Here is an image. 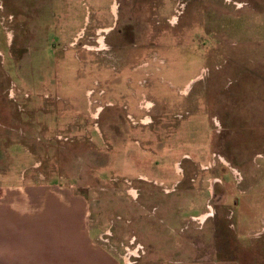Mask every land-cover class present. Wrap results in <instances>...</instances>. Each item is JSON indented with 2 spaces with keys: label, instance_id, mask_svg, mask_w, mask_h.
I'll use <instances>...</instances> for the list:
<instances>
[{
  "label": "rangeland",
  "instance_id": "1",
  "mask_svg": "<svg viewBox=\"0 0 264 264\" xmlns=\"http://www.w3.org/2000/svg\"><path fill=\"white\" fill-rule=\"evenodd\" d=\"M36 184L122 264H264V0H0V188Z\"/></svg>",
  "mask_w": 264,
  "mask_h": 264
},
{
  "label": "crops",
  "instance_id": "2",
  "mask_svg": "<svg viewBox=\"0 0 264 264\" xmlns=\"http://www.w3.org/2000/svg\"><path fill=\"white\" fill-rule=\"evenodd\" d=\"M46 193L37 184L0 188V264H122L102 224L87 227L83 197Z\"/></svg>",
  "mask_w": 264,
  "mask_h": 264
},
{
  "label": "bare ground",
  "instance_id": "3",
  "mask_svg": "<svg viewBox=\"0 0 264 264\" xmlns=\"http://www.w3.org/2000/svg\"><path fill=\"white\" fill-rule=\"evenodd\" d=\"M131 195L136 196V192H135L134 190H132V191H131ZM199 220L203 221L204 219H203V217H202V218H200Z\"/></svg>",
  "mask_w": 264,
  "mask_h": 264
},
{
  "label": "flooded vegetation",
  "instance_id": "4",
  "mask_svg": "<svg viewBox=\"0 0 264 264\" xmlns=\"http://www.w3.org/2000/svg\"><path fill=\"white\" fill-rule=\"evenodd\" d=\"M135 191V190H134ZM136 192V191H135ZM132 196H134V195H132ZM136 196H137V192H136ZM136 196H134V197H136ZM206 216H207V214H205V215H203V216H201L200 218H202L203 217V219H205L206 218ZM201 221V220H200Z\"/></svg>",
  "mask_w": 264,
  "mask_h": 264
}]
</instances>
